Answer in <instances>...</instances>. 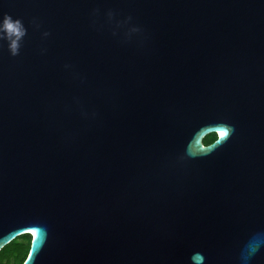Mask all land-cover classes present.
Segmentation results:
<instances>
[{
  "label": "water",
  "instance_id": "1",
  "mask_svg": "<svg viewBox=\"0 0 264 264\" xmlns=\"http://www.w3.org/2000/svg\"><path fill=\"white\" fill-rule=\"evenodd\" d=\"M4 14L26 35L17 55L0 39V249L28 233L22 264H264V0Z\"/></svg>",
  "mask_w": 264,
  "mask_h": 264
},
{
  "label": "clouds",
  "instance_id": "2",
  "mask_svg": "<svg viewBox=\"0 0 264 264\" xmlns=\"http://www.w3.org/2000/svg\"><path fill=\"white\" fill-rule=\"evenodd\" d=\"M26 35V29L22 21L17 18L13 19L11 15L4 14L2 22H0V39L9 41V50L12 55L19 53V42ZM223 135H219L220 142H226L232 135L233 128L230 125H221Z\"/></svg>",
  "mask_w": 264,
  "mask_h": 264
},
{
  "label": "trees",
  "instance_id": "3",
  "mask_svg": "<svg viewBox=\"0 0 264 264\" xmlns=\"http://www.w3.org/2000/svg\"><path fill=\"white\" fill-rule=\"evenodd\" d=\"M216 136L215 132L204 136L203 142L210 143ZM31 235L28 233L19 235L0 249V264H22L28 254Z\"/></svg>",
  "mask_w": 264,
  "mask_h": 264
},
{
  "label": "snow or ice",
  "instance_id": "4",
  "mask_svg": "<svg viewBox=\"0 0 264 264\" xmlns=\"http://www.w3.org/2000/svg\"><path fill=\"white\" fill-rule=\"evenodd\" d=\"M219 135H221V136L223 135V130H220V131H219ZM218 142H219V141H218ZM33 235H34V237H36L37 239L39 238L37 233H33ZM26 264H27V262H26Z\"/></svg>",
  "mask_w": 264,
  "mask_h": 264
}]
</instances>
